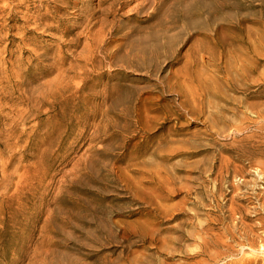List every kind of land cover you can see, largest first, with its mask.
<instances>
[{"label":"rangeland","instance_id":"rangeland-1","mask_svg":"<svg viewBox=\"0 0 264 264\" xmlns=\"http://www.w3.org/2000/svg\"><path fill=\"white\" fill-rule=\"evenodd\" d=\"M141 1L0 0V264H264V0Z\"/></svg>","mask_w":264,"mask_h":264},{"label":"bare ground","instance_id":"bare-ground-1","mask_svg":"<svg viewBox=\"0 0 264 264\" xmlns=\"http://www.w3.org/2000/svg\"><path fill=\"white\" fill-rule=\"evenodd\" d=\"M8 2V1H7ZM48 3V2H47ZM153 3V0H142L140 3H138L137 5H136V9L138 10H140V9H144V8H146L147 6H149V5H151ZM155 3V2H154ZM134 5V6H135ZM154 5V4H153ZM133 13V12H132ZM106 22V21H105ZM114 25V24H113ZM172 28V27H171ZM212 31H213V29H212ZM163 34V33H162ZM151 35V34H150ZM155 35V36H154ZM151 38L149 37V41L150 42H152V48L150 49V53L151 54H153L155 51H156V47L158 46H156V42H157V38H156V34H154ZM171 35V34H170ZM169 35V36H170ZM175 35V34H174ZM212 35V34H211ZM164 37V36H163ZM98 40V39H97ZM145 40V39H144ZM168 42V41H167ZM175 42V41H174ZM138 43V42H137ZM151 44V43H150ZM181 45V44H180ZM87 46V45H86ZM144 47V46H143ZM177 49V48H176ZM89 50V49H88ZM144 50V49H143ZM165 51V50H164ZM144 52H145V50H144ZM144 57V56H143ZM202 57V56H201ZM143 59V58H142ZM192 65V64H191ZM149 70V69H148ZM201 73V72H200ZM184 78V77H183ZM262 109V108H261ZM252 142V141H251ZM252 144V143H251ZM259 171V170H258ZM260 172V171H259ZM219 173V172H218ZM234 197V196H233ZM259 204V203H258ZM259 214V213H258ZM236 222V221H235ZM203 225V224H202ZM233 225V224H232ZM239 227V226H238ZM242 227V226H241ZM260 227V226H259ZM261 227L262 228H264V222L261 224ZM213 229V228H212ZM233 230V229H232ZM243 230L245 231V229L243 228ZM243 231V232H244ZM246 232V231H245ZM248 234V233H247ZM254 237V236H253ZM206 239V238H205ZM247 240V239H246ZM260 240V239H259ZM260 241H264V238H262ZM238 243H239V245L243 248V246H244V243H243V240H241V241H237ZM247 242H249V241H247ZM253 242V241H252ZM252 242H249L248 244L250 245V246H252ZM256 243V242H255ZM200 244V243H199ZM247 244V245H248ZM248 245V246H249ZM224 246H227V244H226V241H223V240H221V239H218V238H216V239H213V240H211V241H209V242H207V241H204V242H201V254L202 255H204V256H206V257H210V254H209V249L211 248H218V247H224ZM264 246V245H263ZM263 246H262V248H263ZM198 249V248H197ZM210 249V250H211ZM264 250V249H263ZM214 252H216L217 253V251H214ZM221 252V251H220ZM220 252H219V256L217 255H215L216 257V260H214V262H216V263H218V262H220V260L223 258L222 256L220 257ZM252 252V251H251ZM255 253V252H254ZM225 254V253H224ZM223 255V254H222ZM198 256V255H197ZM223 256H225V255H223ZM230 256V255H229ZM245 257V256H244ZM243 257V258H244ZM254 257V256H253ZM264 257V256H263ZM240 258H242V257H240ZM206 260H208V262H209V258H207V259H202V260H200L198 263L200 264V263H202V262H204V263H202V264H209L208 262H206ZM244 259H240L238 262H237V264H244ZM233 263H235V262H231V260H230V262L228 263V264H233ZM246 263V262H245Z\"/></svg>","mask_w":264,"mask_h":264}]
</instances>
